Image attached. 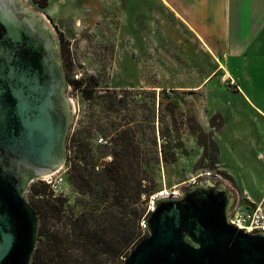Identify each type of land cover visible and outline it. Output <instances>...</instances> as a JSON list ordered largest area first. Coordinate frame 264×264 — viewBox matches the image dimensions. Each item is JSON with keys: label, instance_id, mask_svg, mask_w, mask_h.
<instances>
[{"label": "rangeland", "instance_id": "1", "mask_svg": "<svg viewBox=\"0 0 264 264\" xmlns=\"http://www.w3.org/2000/svg\"><path fill=\"white\" fill-rule=\"evenodd\" d=\"M25 2L32 11L41 14L56 33L68 83V96L73 105L66 140L64 179L59 183L58 192L52 195L65 201L68 214L72 210L77 213L85 205L96 206L100 212L112 210L118 215L133 209L131 203L120 199L117 192L119 187L106 176L113 160L112 153L119 149V138L124 130H129L128 141L137 149L130 160L131 168H138L132 184L141 180V184L149 188L152 182L145 178L144 170L150 165L156 168L153 190L145 191L142 195L164 186L181 185L200 173L209 172L210 175L202 179L225 185L233 195V202H236V193L243 196L241 205L244 207H250L254 199L258 201L255 197H251L252 201L245 199L247 193L238 190L218 163L211 166L208 159L200 162L203 149L199 144V132L191 127L198 123L204 132L200 124L206 119L204 93L194 97L191 90L170 89L173 94L169 96L167 89L162 88L161 84L165 82L189 81L192 72L181 69L190 66V62L185 61L182 52L180 54L174 49L172 45L175 40L164 39L154 29L153 21L150 35L134 39L128 37V34H133L134 19L128 11L131 0ZM94 8H99L96 11L101 12L92 16ZM139 19L142 26L143 19L141 16ZM163 65L179 67L178 73L170 75L162 72L160 69ZM228 76L227 73L224 78ZM222 78L223 75L220 80ZM78 81L82 84H76ZM147 84L155 85L157 89L144 88ZM255 89L256 96L258 90L264 94V81L255 85ZM213 119L212 128H219L221 117L214 116ZM225 119L226 127H229L232 118ZM253 125L257 127L258 123ZM75 168L93 173L95 194L88 189H80ZM42 183L46 184L36 179L29 185L25 194L28 203L32 186ZM125 183H130L129 179ZM49 190L47 194H50ZM140 202L144 207L142 196Z\"/></svg>", "mask_w": 264, "mask_h": 264}, {"label": "water", "instance_id": "2", "mask_svg": "<svg viewBox=\"0 0 264 264\" xmlns=\"http://www.w3.org/2000/svg\"><path fill=\"white\" fill-rule=\"evenodd\" d=\"M72 117L52 26L25 0H0V264H31L39 219L25 194L63 167ZM232 203L209 179L158 200L124 264H264V233L228 224Z\"/></svg>", "mask_w": 264, "mask_h": 264}, {"label": "crops", "instance_id": "3", "mask_svg": "<svg viewBox=\"0 0 264 264\" xmlns=\"http://www.w3.org/2000/svg\"><path fill=\"white\" fill-rule=\"evenodd\" d=\"M94 9L92 16L101 12ZM128 11L134 19L128 37L150 35L153 21L164 39L175 40L174 49L190 62L181 70L192 72L191 79L165 82L162 88L191 90L194 97L204 93L206 119L200 124L218 146L219 167L251 201L264 204V94L258 90L256 96L255 89L264 81V0H131ZM178 69L160 70L176 75ZM225 72L236 87L220 80ZM214 116L221 117L217 129L211 126ZM225 117L232 118L229 127Z\"/></svg>", "mask_w": 264, "mask_h": 264}, {"label": "trees", "instance_id": "4", "mask_svg": "<svg viewBox=\"0 0 264 264\" xmlns=\"http://www.w3.org/2000/svg\"><path fill=\"white\" fill-rule=\"evenodd\" d=\"M76 84L81 85L82 82ZM191 129L199 132V144L203 149L200 162L208 159L211 166L217 164L219 150L212 134L202 132L198 123ZM122 132L119 149L112 153L113 160L106 176L119 187L120 199L131 203L133 209L118 215L112 210L100 212L96 206L85 205L77 213L72 210L68 214L64 200L52 197L50 190L47 194V184L33 185L29 204L38 215L39 228L31 264H124L130 251L143 239L140 219L145 209L141 207L140 200L143 192L153 190L156 168L150 165L144 170L145 178L152 182L149 188L143 186L141 180L132 184L138 168L132 169L130 160L137 149L128 141L129 130ZM76 171L80 189H88L95 194L93 173L82 168ZM128 179L130 183H125Z\"/></svg>", "mask_w": 264, "mask_h": 264}, {"label": "built area", "instance_id": "5", "mask_svg": "<svg viewBox=\"0 0 264 264\" xmlns=\"http://www.w3.org/2000/svg\"><path fill=\"white\" fill-rule=\"evenodd\" d=\"M225 74H227L225 72ZM223 82H228L230 86L236 87V82L231 78H222ZM167 94L171 96L173 94V91L170 89H167ZM99 170V168H97ZM65 171L63 170V167L60 168L57 172L54 174H51L50 176H46L42 178L41 180L45 182L49 188L50 191L53 193L58 192V186L59 183L63 181L64 179ZM210 175L209 172L206 173H200L193 178L189 179L186 182H183V184L178 185V187H163L158 191H155L150 194L142 195V202L144 203L145 211L144 215L142 216L140 220V228L142 231V236H147L148 231L146 227V221L148 220V217L150 214H152L155 211L156 203L160 199H167V198H173L177 199L181 197V189L183 185H188L189 187H197L198 183L204 176ZM208 175V176H209ZM245 199L251 201L248 194L245 195ZM236 202H233L230 210L227 214V222L228 224L236 227L239 230L244 231L247 234H257V233H264V204L261 203L259 205H255L253 202L251 203L250 207H244L241 205V202L243 201V196L236 193Z\"/></svg>", "mask_w": 264, "mask_h": 264}, {"label": "bare ground", "instance_id": "6", "mask_svg": "<svg viewBox=\"0 0 264 264\" xmlns=\"http://www.w3.org/2000/svg\"><path fill=\"white\" fill-rule=\"evenodd\" d=\"M228 77H230V76H228ZM228 77H227V78H228ZM175 187H178V186H175ZM166 188H167V186H166Z\"/></svg>", "mask_w": 264, "mask_h": 264}]
</instances>
